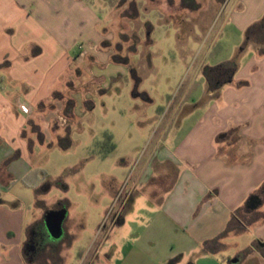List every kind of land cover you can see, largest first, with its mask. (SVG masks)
Returning <instances> with one entry per match:
<instances>
[{"label": "crops", "instance_id": "0c3cea01", "mask_svg": "<svg viewBox=\"0 0 264 264\" xmlns=\"http://www.w3.org/2000/svg\"><path fill=\"white\" fill-rule=\"evenodd\" d=\"M232 14L229 21L252 48L212 67L202 64L191 77L186 68L178 106L169 99L160 107L156 120H167L165 126L77 264H264V0H235ZM101 25L84 0H0V264L55 262L41 263L38 244L49 237L47 213L66 209L44 205L38 194L48 188L35 189L34 204L42 209L34 213L35 184L27 181L39 147L61 136L58 118L66 112L73 119L72 95L87 62L106 65L103 86L129 73L136 88L142 83L129 61L133 51L114 52L107 44L114 35ZM181 30L187 41L211 36ZM198 87H205L201 97ZM134 98L156 102L146 92ZM19 182L25 190L11 194ZM255 195L262 205L248 211ZM240 211L255 219L245 222ZM56 260L65 264L61 255Z\"/></svg>", "mask_w": 264, "mask_h": 264}, {"label": "rangeland", "instance_id": "374dc122", "mask_svg": "<svg viewBox=\"0 0 264 264\" xmlns=\"http://www.w3.org/2000/svg\"><path fill=\"white\" fill-rule=\"evenodd\" d=\"M84 1L87 12L100 18V30L108 27L113 33L114 38L107 41L113 51L128 56L133 51L129 61L138 68L142 83L136 88L134 76L129 73L121 82L103 86L99 75L108 72L106 65L95 67L88 61L85 76L77 81L78 87L82 86L72 95L73 119L64 112L67 118L64 113L61 116L66 123L57 120L61 136L48 143L51 147L45 145L36 151L34 177L27 181L35 184L29 198L34 213H40L42 207L34 204L33 196L36 190L44 188L48 189L38 194L40 201L52 209L65 207L68 212L67 235L56 242L57 246L50 245L49 237L42 238L45 246L41 263L54 259V264H58L56 259L61 255L65 264H77L82 246L92 237L98 223L105 222L113 206L114 216L122 192L130 188L127 181L136 175L137 163L143 161L148 151L149 141L158 138L167 122L157 123L160 107L164 110L169 99L177 107L183 97L188 86L186 68L190 67L191 77L202 64L212 67L235 57L242 48H252V44H246L244 33H237V24L229 21L235 0H230L227 9L228 0H194L195 5L188 0V7L182 0ZM181 29L211 36L203 42L187 41ZM205 87L202 92L198 87L196 96L201 97ZM144 92L156 101L155 105L134 98ZM180 120L177 116L173 127ZM111 145L114 149L108 152ZM22 183L10 193H22ZM237 216L247 223L255 219L243 211ZM74 235L77 238L71 241ZM73 242L76 244L72 248Z\"/></svg>", "mask_w": 264, "mask_h": 264}, {"label": "water", "instance_id": "95a60500", "mask_svg": "<svg viewBox=\"0 0 264 264\" xmlns=\"http://www.w3.org/2000/svg\"><path fill=\"white\" fill-rule=\"evenodd\" d=\"M262 205V200L259 196H252L246 204L248 211H255ZM67 217V211H50L47 213L45 218L47 232L49 234V239L52 242L60 241L64 236L63 223ZM264 246V242L261 243Z\"/></svg>", "mask_w": 264, "mask_h": 264}, {"label": "trees", "instance_id": "16d2710c", "mask_svg": "<svg viewBox=\"0 0 264 264\" xmlns=\"http://www.w3.org/2000/svg\"><path fill=\"white\" fill-rule=\"evenodd\" d=\"M182 1H183V4L186 5V7H188V6H187V5H189V4H187V1H188V0H182ZM193 4L195 5V2H194V0H191L190 5H193ZM190 5H189V6H190ZM191 8H192V7H190L189 9H191ZM113 149H114V146L111 145V147H110V149H109L108 152H110V150H113ZM105 156H106V154H105Z\"/></svg>", "mask_w": 264, "mask_h": 264}, {"label": "flooded vegetation", "instance_id": "af4514ba", "mask_svg": "<svg viewBox=\"0 0 264 264\" xmlns=\"http://www.w3.org/2000/svg\"><path fill=\"white\" fill-rule=\"evenodd\" d=\"M44 246H45V243L44 242L43 243L41 242V244H38V250H39V252H44Z\"/></svg>", "mask_w": 264, "mask_h": 264}, {"label": "built area", "instance_id": "2783aa9c", "mask_svg": "<svg viewBox=\"0 0 264 264\" xmlns=\"http://www.w3.org/2000/svg\"><path fill=\"white\" fill-rule=\"evenodd\" d=\"M58 119H59L58 121H59L61 124H65V123H66V119H65L63 116H60Z\"/></svg>", "mask_w": 264, "mask_h": 264}]
</instances>
